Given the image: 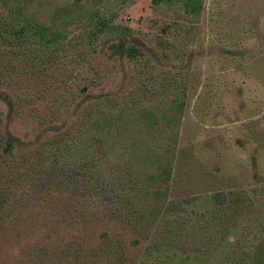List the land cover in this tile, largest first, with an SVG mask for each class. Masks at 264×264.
Listing matches in <instances>:
<instances>
[{
    "label": "rangeland",
    "instance_id": "rangeland-1",
    "mask_svg": "<svg viewBox=\"0 0 264 264\" xmlns=\"http://www.w3.org/2000/svg\"><path fill=\"white\" fill-rule=\"evenodd\" d=\"M27 1L41 22H68L34 53L0 33V130L25 141L0 157V264L84 252L109 264L115 247L126 264H232L253 249L264 236V0H198L193 12L181 0ZM169 107L179 125L143 124L144 109ZM99 117L103 132L88 127ZM132 138L159 161L127 162ZM166 187L170 207L155 217ZM130 202L150 226L132 222Z\"/></svg>",
    "mask_w": 264,
    "mask_h": 264
},
{
    "label": "trees",
    "instance_id": "trees-1",
    "mask_svg": "<svg viewBox=\"0 0 264 264\" xmlns=\"http://www.w3.org/2000/svg\"><path fill=\"white\" fill-rule=\"evenodd\" d=\"M155 1H162V0H155ZM0 4L2 5V13H0V33L3 37V39L6 41V45L8 44L11 47V42L15 38H20L22 41L20 42H27V48L31 53H34L35 51H39L41 49H47L54 44L58 42L60 39L59 32L63 28V24H66L68 21H63L60 26L53 27L52 25H47L44 22H41L31 11L28 9V1L27 0H0ZM201 2L198 0H181V5L186 11H197L200 9ZM104 22V21H103ZM12 25V29H10ZM33 37V41L35 42L34 47H31L32 44H29L28 41H25V39ZM180 108V106H178ZM181 107L178 109V112L182 111ZM12 107H10V110ZM9 110V113L11 112ZM171 107L169 109L164 110H156L152 111V109H144L141 111V116L143 117L144 121L143 124L148 129L155 128L157 124L162 123L163 126H174L176 124L179 125L180 121H171V118H173ZM176 112V111H175ZM165 115V116H164ZM121 116V115H120ZM162 117L163 121H158ZM100 117L97 119V121H93L92 124L90 122V125L88 127H93L98 129L99 131L103 132L102 126L105 122L104 118ZM111 120V119H110ZM110 124L113 122L115 125L119 122V115L117 114L114 120L109 121ZM140 121L137 123L139 124ZM177 125V126H178ZM87 127V130H88ZM153 130V129H152ZM96 137L92 139L95 143L98 144V149L103 148V139L99 136L94 134ZM134 145L132 147L130 142V148L129 146H125L129 148L128 155L125 157L127 162L134 161L138 159L139 156H144L150 152L156 153L155 157H152L150 160H146V162H152L155 163V161H159L158 154L161 152L157 151V147L153 145L152 151L148 152L143 145L137 140L132 138ZM81 142H84L85 139L79 140ZM121 140H116L112 142L110 145L112 149L115 152L116 158L119 160L124 159V152H121ZM25 141L19 137L17 134L11 131L8 127H5L4 129L0 130V157H5L8 154H11L15 151V149L20 148ZM75 144V140L72 139V151L73 146ZM81 146H84L81 145ZM153 154V153H152ZM86 154H80V159L85 158ZM148 157V156H147ZM162 161V160H161ZM169 161V160H168ZM163 162V161H162ZM165 171V179L169 180L172 174L171 167H168V165L164 168ZM92 171L89 173L88 177L92 176ZM161 176V175H160ZM153 180H155V176L152 175ZM148 180V179H147ZM147 180H145V183H149ZM76 183H79V179L74 180ZM117 183V181H115ZM118 185V183H117ZM164 200L165 202L162 203V205L159 207V209L155 213V217H158L161 212L168 209L169 203H167V206L165 208L166 204V198H167V192L168 187L164 188ZM156 195L158 198H160L161 193L156 191ZM1 197V196H0ZM131 203V202H130ZM133 203V202H132ZM131 203V204H132ZM2 199H0V209L2 206ZM128 209V215H131L133 219L132 222H135L136 225L141 224L142 226H150L153 222L151 215L146 211L144 207H135L134 203L132 206ZM137 214V215H135ZM107 258L105 260L108 261L109 264H126V258H125V250L123 247H115L113 249L107 250V252H104ZM39 255H33L32 258H36ZM89 253L84 252L82 259L73 258L72 262H66L64 264H105L104 261H100L98 259H91L89 257ZM232 264H264V236L258 241V243L254 246L253 249H251L248 253L243 254L235 259V261Z\"/></svg>",
    "mask_w": 264,
    "mask_h": 264
}]
</instances>
